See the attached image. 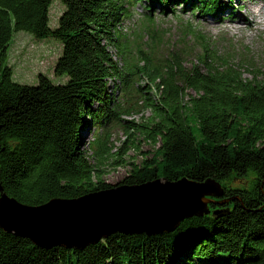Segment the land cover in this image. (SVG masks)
Listing matches in <instances>:
<instances>
[{
  "label": "trees",
  "instance_id": "16d2710c",
  "mask_svg": "<svg viewBox=\"0 0 264 264\" xmlns=\"http://www.w3.org/2000/svg\"><path fill=\"white\" fill-rule=\"evenodd\" d=\"M61 1L66 8L52 27L53 0H0V197L38 206L118 185L182 178L215 179L223 194L212 197L208 212L185 217L171 230L114 232L84 248L39 246L0 226V264H264V50H216L188 24L183 35L191 44L181 42L165 56L143 52L142 65L122 68L111 47L118 46L117 28L133 0ZM147 1L144 15L151 21L153 7L165 13L181 2L193 12L216 14L224 4ZM17 31L61 41L55 73L65 82L45 74L35 85L13 79L5 61ZM139 76L150 83L137 84ZM112 78L119 82L112 86ZM134 92L142 93L139 107L130 101ZM144 108L151 115L124 120L126 139L112 151L106 127ZM89 125L102 129L91 142L96 162L82 144ZM137 135L158 144L141 163L125 159L139 149ZM109 156L115 157L112 167L130 165L114 184L103 180Z\"/></svg>",
  "mask_w": 264,
  "mask_h": 264
},
{
  "label": "rangeland",
  "instance_id": "374dc122",
  "mask_svg": "<svg viewBox=\"0 0 264 264\" xmlns=\"http://www.w3.org/2000/svg\"><path fill=\"white\" fill-rule=\"evenodd\" d=\"M249 1H253L255 4L250 5ZM223 2V7L216 14L193 12L192 6L181 2L171 3L165 13H161L159 7H153L151 12L153 19L151 21L144 15L148 1L133 0L132 3L125 5L128 14L122 18L117 28L119 31V33L117 32L118 46L111 47L114 58L120 67L125 68L127 62L142 65L144 62L140 57L143 52L165 56L176 49L181 42L191 44V38L183 35V28L188 24L209 38L210 45L216 50L226 51L241 45H248L253 51L264 50V0H223ZM65 8L61 0H53L50 8V25L52 27L59 25L60 16ZM258 9H261L263 13L257 12ZM236 14L244 16L246 20V22L239 23V28H236V22L230 20ZM222 22L229 26H218ZM249 22L254 23L252 27H249ZM62 52L63 44L55 37L39 39L30 32L17 31L14 33L5 62L12 67L13 79L17 82L35 85L39 83V75L45 74L55 83H61L65 82L67 77L56 75L55 66ZM195 56L196 52L190 56L189 64ZM112 79L109 80L112 86L119 82L115 78ZM138 80L137 84L140 85L145 86L150 83L143 76H139ZM141 95L142 93L134 92L130 101L138 102L139 107L143 103ZM129 96L128 94L126 98ZM118 102L125 103L123 98H119ZM150 115L151 110L144 108L139 113L122 114L121 121L111 122L106 127L104 135L105 138L108 135L107 143L110 148H113L112 151H118L126 139L122 125L124 120L133 119L136 122H142ZM101 132V128L89 125L82 135L83 147L93 162L97 160L95 158V145L91 142ZM136 140L140 142L139 149L130 150L125 157L126 161L141 163L143 159L152 158L158 144L154 145L144 140L141 135H137ZM113 159L115 157L109 156L103 163L106 165H102V167L107 170L103 180L114 184L121 181L129 173L130 165L112 167L110 163Z\"/></svg>",
  "mask_w": 264,
  "mask_h": 264
},
{
  "label": "water",
  "instance_id": "95a60500",
  "mask_svg": "<svg viewBox=\"0 0 264 264\" xmlns=\"http://www.w3.org/2000/svg\"><path fill=\"white\" fill-rule=\"evenodd\" d=\"M222 194V184L215 179L199 182L188 178L177 181L156 179L141 185H118L79 198H54L38 206L23 204L4 193L0 197V226L8 232L29 237L39 246L84 248L114 232L153 234L171 230L185 217L208 212L207 206L213 201L212 197ZM190 196L198 200L197 209L182 214L176 221H166L160 227L149 224L156 220L157 214L139 217L132 211L134 206H157L163 203L160 202L162 199L171 202L170 205L185 202ZM107 215L110 216L107 221L109 223L101 222L105 224L103 228L93 226L96 218ZM138 217L141 219L137 226H132V220Z\"/></svg>",
  "mask_w": 264,
  "mask_h": 264
},
{
  "label": "bare ground",
  "instance_id": "6f19581e",
  "mask_svg": "<svg viewBox=\"0 0 264 264\" xmlns=\"http://www.w3.org/2000/svg\"><path fill=\"white\" fill-rule=\"evenodd\" d=\"M253 4H255V2H253V1L250 2V5H253ZM257 12L263 13L261 9H258ZM230 20L237 23L236 28L240 27L239 23L246 22L245 17L240 15V14H236L234 16V18H231ZM253 24H254L253 22L248 23L249 27H252ZM218 26L228 27L229 25H227L225 22H222V23L218 24ZM185 200H186L185 202H175L173 205H170L171 202L169 203L166 200L162 199L160 201L161 203L162 202L167 203V204L169 203V205H165L162 203V204H158L157 206L147 205V206L142 207V208H140L139 206H134L132 211H133L134 215H137V216L139 215V217H141V216L147 217V216H150L151 214H157V217H155L156 220H152L150 223L149 222H147V223H149L150 225L155 224L156 226L160 227V226H163L166 221H170V222L176 221L177 219H179L180 216H182V214L187 213V212H191V211H194L197 209V203H198L197 199H194V197L190 196V198H188V199L186 198ZM99 216H101V215H99ZM154 216H156V215H154ZM109 217L107 215L105 217L102 216V217L96 218L94 221L95 225H93V226H97V228H100V227L103 228V225H105L103 223L105 221L106 222L109 221ZM139 217L136 219H133L132 224L131 223L130 224L132 226H137L139 220L141 219ZM101 222H103V223H101ZM141 222H143V221H141ZM107 223H109V222H107ZM45 228H46V226H45Z\"/></svg>",
  "mask_w": 264,
  "mask_h": 264
}]
</instances>
